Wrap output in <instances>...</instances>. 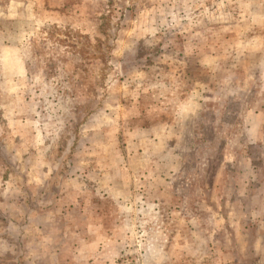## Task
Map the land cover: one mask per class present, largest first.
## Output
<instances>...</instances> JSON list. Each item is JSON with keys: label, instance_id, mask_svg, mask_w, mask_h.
<instances>
[{"label": "rangeland", "instance_id": "rangeland-1", "mask_svg": "<svg viewBox=\"0 0 264 264\" xmlns=\"http://www.w3.org/2000/svg\"><path fill=\"white\" fill-rule=\"evenodd\" d=\"M264 264V0H0V264Z\"/></svg>", "mask_w": 264, "mask_h": 264}, {"label": "crops", "instance_id": "crops-1", "mask_svg": "<svg viewBox=\"0 0 264 264\" xmlns=\"http://www.w3.org/2000/svg\"><path fill=\"white\" fill-rule=\"evenodd\" d=\"M61 264H63V263H61Z\"/></svg>", "mask_w": 264, "mask_h": 264}]
</instances>
